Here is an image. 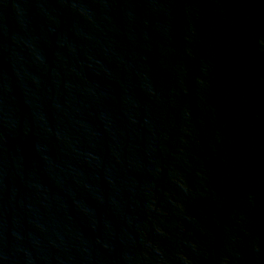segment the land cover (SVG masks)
<instances>
[{
  "label": "water",
  "instance_id": "1",
  "mask_svg": "<svg viewBox=\"0 0 264 264\" xmlns=\"http://www.w3.org/2000/svg\"><path fill=\"white\" fill-rule=\"evenodd\" d=\"M0 264H264V0H0Z\"/></svg>",
  "mask_w": 264,
  "mask_h": 264
}]
</instances>
